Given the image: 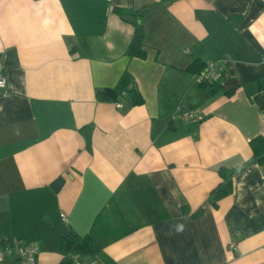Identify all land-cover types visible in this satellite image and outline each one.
I'll list each match as a JSON object with an SVG mask.
<instances>
[{"label":"crops","instance_id":"crops-1","mask_svg":"<svg viewBox=\"0 0 264 264\" xmlns=\"http://www.w3.org/2000/svg\"><path fill=\"white\" fill-rule=\"evenodd\" d=\"M194 61L223 66L221 91ZM0 76V241L34 264H60L69 229L100 248L83 264H264V0H0ZM221 165L240 167L214 207Z\"/></svg>","mask_w":264,"mask_h":264},{"label":"trees","instance_id":"trees-1","mask_svg":"<svg viewBox=\"0 0 264 264\" xmlns=\"http://www.w3.org/2000/svg\"><path fill=\"white\" fill-rule=\"evenodd\" d=\"M113 12L117 14L121 19L132 23L136 30L140 29L139 24L136 23V18L138 16L137 11H133L132 9L113 7ZM204 66L205 65L203 63L194 61L186 68V70L194 75L198 73ZM200 86L212 93L222 90L219 84H200ZM225 93L230 95L231 91H225ZM121 95L122 97H128L130 103H132L133 105H140L143 103L142 96L134 89L126 90L124 94L122 93ZM95 97L98 101H117L118 94L110 88H103L96 91ZM82 131H84V135L86 136L87 142L89 143V136L87 135L85 130L82 129ZM249 144L255 161L258 163H264V137L257 136L255 138H252ZM238 167L240 166L227 167L221 165L217 168V172L220 175L222 181L209 194L208 201L212 206H217V202L220 199L232 192V177L235 171L239 169ZM62 183L63 180L60 178L52 183L55 191H58L60 189ZM201 212L202 208L200 207L194 213H192V215L196 217L200 215ZM60 246L61 252L65 257L60 262V264H73L70 259V255L73 253L95 256L100 250L97 243L90 236H80L72 229H69L62 235Z\"/></svg>","mask_w":264,"mask_h":264},{"label":"built area","instance_id":"built-area-1","mask_svg":"<svg viewBox=\"0 0 264 264\" xmlns=\"http://www.w3.org/2000/svg\"><path fill=\"white\" fill-rule=\"evenodd\" d=\"M197 84H219L224 77V68L216 62H209L196 74L193 75ZM6 80L0 76V90L5 94ZM124 94V92H123ZM116 107H121L122 103L115 102ZM173 118H181L186 122L199 123L204 119V115L197 109H186L182 105L177 106ZM63 219H66L64 214H61ZM234 248L233 245H231ZM38 249L36 246L25 242L22 239L1 240L0 241V261L5 258H12L18 264H34L36 261ZM80 253L70 255L73 264H83Z\"/></svg>","mask_w":264,"mask_h":264}]
</instances>
